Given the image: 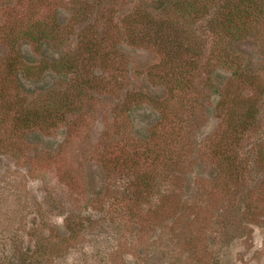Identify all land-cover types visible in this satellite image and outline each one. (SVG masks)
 Here are the masks:
<instances>
[{"label":"rangeland","instance_id":"rangeland-1","mask_svg":"<svg viewBox=\"0 0 264 264\" xmlns=\"http://www.w3.org/2000/svg\"><path fill=\"white\" fill-rule=\"evenodd\" d=\"M191 2L0 0V264H264V10Z\"/></svg>","mask_w":264,"mask_h":264},{"label":"trees","instance_id":"trees-1","mask_svg":"<svg viewBox=\"0 0 264 264\" xmlns=\"http://www.w3.org/2000/svg\"><path fill=\"white\" fill-rule=\"evenodd\" d=\"M159 1L161 2L163 0H159ZM244 2L246 3V5L247 4H251V3L254 2L256 5H258V4L260 5L261 10H264V0H244ZM191 3L194 5L195 4V0H194V2H191ZM186 4L187 5H185V4H180V5H185V7L189 6L190 8L193 6L191 4L189 5V3H186ZM157 5L158 6L161 5V3H158ZM228 8H230V7H228ZM237 11H239V10H237ZM237 13H235V14H237ZM136 24H137V22L134 24V27H133L134 29L136 28ZM165 40H167L165 38V36L160 33V30H157L151 35V39H150L149 43L151 45L153 44L154 46L157 45V44H160L162 46V44H163V42Z\"/></svg>","mask_w":264,"mask_h":264}]
</instances>
